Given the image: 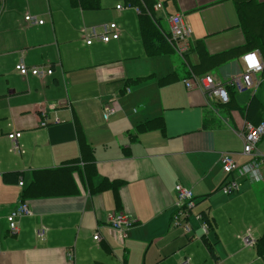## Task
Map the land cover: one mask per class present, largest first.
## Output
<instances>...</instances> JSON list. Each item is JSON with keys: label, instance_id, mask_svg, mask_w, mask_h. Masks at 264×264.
<instances>
[{"label": "crops", "instance_id": "0c3cea01", "mask_svg": "<svg viewBox=\"0 0 264 264\" xmlns=\"http://www.w3.org/2000/svg\"><path fill=\"white\" fill-rule=\"evenodd\" d=\"M250 4L257 24L236 0H0V264H178L186 256L205 264L204 248L212 264H264L258 245L240 239L263 231L264 190L256 188L264 163L259 181L233 175L238 189L225 194L218 161L223 152L248 161L239 133L264 122V70L250 89L226 88L227 103L183 81L210 75L225 87L243 72L245 29L264 38V0ZM26 14L43 23L28 24ZM172 14L190 30L186 53L170 37ZM109 22L117 39L83 42L82 27ZM20 59L53 72L21 76ZM14 131L17 150L7 137ZM177 183L194 195L188 233L171 224ZM20 201L29 213L12 234L8 213ZM113 211L132 220L121 237L107 223ZM224 217L236 218L229 233H220Z\"/></svg>", "mask_w": 264, "mask_h": 264}, {"label": "built area", "instance_id": "2783aa9c", "mask_svg": "<svg viewBox=\"0 0 264 264\" xmlns=\"http://www.w3.org/2000/svg\"><path fill=\"white\" fill-rule=\"evenodd\" d=\"M123 7H132L130 3L122 4L120 2L115 4V8L120 10ZM161 4H156L155 8H160ZM136 12H139L138 7L134 6ZM24 20L28 24H42L43 20L38 19L31 15H24ZM169 33L171 39L175 42V47L179 53H186L189 48L188 36L190 34L189 28L183 22L182 16L180 14L169 15ZM80 36L86 45H90L94 41H100L103 43L108 42L112 39H117L119 36L118 26L114 22L102 23L99 25H94L90 27H82L80 29ZM241 63L243 65V72L236 77H231L225 83V87L215 82L213 77L210 75H205L201 78H196L194 76L185 78L184 84L187 88H192L193 86H201V88L210 96H216L222 103H227L228 93L226 88H232L236 92H242L244 90L250 89L256 84V74L262 73L264 69V63L262 62L258 50H250L243 53L240 56ZM14 69L21 76L32 75L39 79L52 74V68L49 66H28L21 59L15 64ZM115 109L113 106L106 108L104 113V118L110 112ZM41 125L45 126L48 123L47 115L41 112ZM57 122V119L55 120ZM20 131H14L8 133L7 137L11 141L12 148L17 150V138L20 136ZM242 140L241 152L248 156V161L243 164H238L230 155V153L223 152L219 155V163L221 165L222 171L226 175L225 179L220 185V190L225 193L235 192L238 189V184L233 179V175L238 177H250L254 181H259L261 178V165L264 163V150H259L257 148V143L260 141L261 137L264 135V122H260L256 125L246 122L239 133ZM230 177V178H229ZM21 185V182H19ZM176 193V210L171 215V224L173 226L181 227L186 233L191 231L189 223L185 222L184 219L188 218L191 214L194 203V195L190 188L177 183L174 187ZM29 213V208L24 201L17 203L8 213V228L9 232L14 234L17 231V219ZM193 217L196 220L201 221V227L203 231L207 232L208 227L205 221L201 220V213H194ZM107 223L109 227L121 237L123 231L132 225V220L129 216L122 212H110L107 214ZM46 229L40 227L35 231V235L38 239H42L45 236ZM93 240H99L97 233L93 235ZM243 245L245 247H252L256 243V239L252 236L251 232L246 230L240 237ZM69 260H72L73 256L71 252L66 254ZM178 264H190L189 257H183Z\"/></svg>", "mask_w": 264, "mask_h": 264}, {"label": "trees", "instance_id": "16d2710c", "mask_svg": "<svg viewBox=\"0 0 264 264\" xmlns=\"http://www.w3.org/2000/svg\"><path fill=\"white\" fill-rule=\"evenodd\" d=\"M250 2H251V0H236V8H237L239 14H241L243 17L244 16L245 17L246 16L247 17L252 16V18H254L253 21L257 24L258 18H257V15L254 14V12L256 10H252V5L250 4ZM248 18H250L249 20L252 19L251 17H248ZM260 27H262V26H260ZM245 32H246V35H247L249 42L251 44V49H249L247 51L257 50V49L259 50V49L264 48V38L260 32H255V31L246 30V29H245ZM252 104H254V102H251L249 106H251ZM249 110H250V107H248V109H247L248 115H249ZM259 122H261V121H259ZM259 122H257V123H259ZM257 123H251V124H257ZM263 217H264V209H263ZM256 245H258V248L261 252L260 254L264 259V223H263L262 234L259 236V238L256 239Z\"/></svg>", "mask_w": 264, "mask_h": 264}, {"label": "rangeland", "instance_id": "374dc122", "mask_svg": "<svg viewBox=\"0 0 264 264\" xmlns=\"http://www.w3.org/2000/svg\"><path fill=\"white\" fill-rule=\"evenodd\" d=\"M221 112H223V111H221ZM260 141H262V143L264 144V135H263V137L261 138V140ZM261 182L262 183H258V185H257V190H256V192L258 193V194H261V191L263 192V190H264V186H263V183H264V175H263V178L261 179ZM263 198H264V195H263ZM244 204V203H243ZM263 209H264V203H263ZM235 219L236 218H231V220L230 219H228V217H224V218H222V219H220L219 220V222H220V233H229V230H231L230 229V226H233L234 225V223H235ZM236 221H238V222H240V223H242V219L240 218V215H238V217H237V219H236ZM258 221H260V216H258ZM190 234V233H189ZM193 234V233H192ZM194 236H192V238H193V243H196L195 241H199V242H197V243H199L200 245H202L201 244V240L198 238V235H195V233L193 234ZM198 239V240H197ZM203 247V246H202ZM204 248V247H203ZM204 250H205V252H204V256L206 255V260L204 261L205 262V264H212V258H211V255L209 254V252H207V250L204 248ZM195 258L196 259H199V258H201V255H195ZM261 264H262V262H260Z\"/></svg>", "mask_w": 264, "mask_h": 264}]
</instances>
